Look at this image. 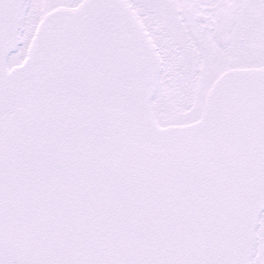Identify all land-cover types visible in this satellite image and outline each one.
<instances>
[{
	"label": "snow or ice",
	"instance_id": "obj_1",
	"mask_svg": "<svg viewBox=\"0 0 264 264\" xmlns=\"http://www.w3.org/2000/svg\"><path fill=\"white\" fill-rule=\"evenodd\" d=\"M0 264H264V0H0Z\"/></svg>",
	"mask_w": 264,
	"mask_h": 264
}]
</instances>
